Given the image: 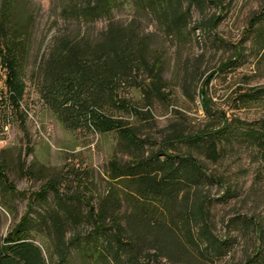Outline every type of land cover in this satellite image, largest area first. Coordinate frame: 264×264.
<instances>
[{
  "label": "rangeland",
  "instance_id": "374dc122",
  "mask_svg": "<svg viewBox=\"0 0 264 264\" xmlns=\"http://www.w3.org/2000/svg\"><path fill=\"white\" fill-rule=\"evenodd\" d=\"M8 1L15 9L10 22L19 20L24 30L25 53L21 85L14 92L0 65V242L29 204L42 211L53 204L54 194L78 204L83 213L95 207L112 183L119 184L109 177V163L127 159L120 132L134 130L139 139L150 138L149 149L172 129L204 128L211 116L264 117V94L263 101L251 104L239 99L245 92L264 93V47L255 46L256 33L264 29V0L208 1L202 11L191 9L177 37L166 35L151 10L130 1L119 2L108 16L84 15L88 0ZM207 19H212L208 28H197ZM110 23L132 32L145 58L161 67L165 87L159 97L147 104L144 72L130 83H113L98 103L72 84L41 89V60L58 37L89 49L104 39ZM207 166L241 187L236 197L212 200L210 206L215 233L232 239L225 256L206 260L179 233L174 238L161 234L159 249L148 246L140 253L143 264H242L254 254L258 240L249 224L264 218V172L244 146ZM40 191L45 203L34 198ZM205 191L214 199L223 188L214 184ZM129 209L122 199L119 214ZM230 219L238 225L229 227ZM68 264L104 263L71 252Z\"/></svg>",
  "mask_w": 264,
  "mask_h": 264
},
{
  "label": "trees",
  "instance_id": "16d2710c",
  "mask_svg": "<svg viewBox=\"0 0 264 264\" xmlns=\"http://www.w3.org/2000/svg\"><path fill=\"white\" fill-rule=\"evenodd\" d=\"M121 1L151 10L166 35L177 37L183 34L191 9L202 11L212 0H88L81 9L84 15L108 16ZM13 14L14 6L3 0L0 65L10 92L21 85L25 53L24 30L19 20L14 25L10 22ZM211 22L202 20L196 26L206 29ZM255 46L264 47V29L256 33ZM140 72L149 78L142 93L150 104L165 87L161 67L145 58L132 32L110 23L104 39L89 49L58 37L41 60V89H64L72 84L88 92L91 102L98 103L113 83H130ZM263 94L245 92L239 99L241 104H251L263 101ZM119 136L127 159H111L109 163V177L119 184L112 183L96 206L85 213L59 194H54L53 204L42 211H34L29 204L0 242V264H68L71 252L86 261L104 264H143L139 260L142 250L148 246L160 248L158 235L174 238L178 233L206 260L225 256L232 239L215 233L210 206L212 200L227 202L236 197L241 187L209 171L207 165L220 161L229 149L244 146L252 151L264 172V117L246 121L236 116H211L204 128L188 133L172 129L149 149L145 146L153 144L151 139H139L134 130L120 132ZM214 184L220 185L223 193L211 199L205 190ZM34 198L38 203L46 202L43 191ZM122 199L130 208L124 216L119 214ZM238 223L237 219L228 222L229 227ZM249 226L258 245L242 264H264V218H254Z\"/></svg>",
  "mask_w": 264,
  "mask_h": 264
}]
</instances>
